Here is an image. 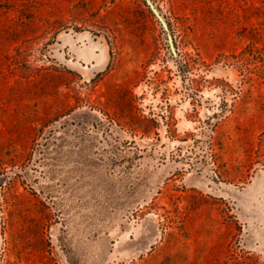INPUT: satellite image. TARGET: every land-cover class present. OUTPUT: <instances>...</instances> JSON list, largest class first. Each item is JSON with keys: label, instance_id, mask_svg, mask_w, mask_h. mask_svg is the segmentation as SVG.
Returning <instances> with one entry per match:
<instances>
[{"label": "rangeland", "instance_id": "1", "mask_svg": "<svg viewBox=\"0 0 264 264\" xmlns=\"http://www.w3.org/2000/svg\"><path fill=\"white\" fill-rule=\"evenodd\" d=\"M153 1L184 67L144 0H0V264H264V0Z\"/></svg>", "mask_w": 264, "mask_h": 264}, {"label": "water", "instance_id": "2", "mask_svg": "<svg viewBox=\"0 0 264 264\" xmlns=\"http://www.w3.org/2000/svg\"><path fill=\"white\" fill-rule=\"evenodd\" d=\"M145 2L148 5V7L150 8V10L152 11V13L154 14V16L157 18V20L162 25V27L166 33L167 41H168L169 48H170L172 55L181 63L182 67H184L183 62L179 58V52H178V49H177V46L175 43L174 35H173L171 27L169 25V22L164 17L161 10L159 9V7L155 4V2L153 0H145ZM105 57H106V55H105ZM105 59H106V61L103 64L101 63V64L97 65L95 68L99 69L100 67H105L108 63L107 58H105Z\"/></svg>", "mask_w": 264, "mask_h": 264}, {"label": "trees", "instance_id": "3", "mask_svg": "<svg viewBox=\"0 0 264 264\" xmlns=\"http://www.w3.org/2000/svg\"><path fill=\"white\" fill-rule=\"evenodd\" d=\"M144 4L146 5V7H147L148 10L150 11V13L154 16V14L152 13V11L150 10V8L148 7V5L146 4L145 0H144Z\"/></svg>", "mask_w": 264, "mask_h": 264}]
</instances>
